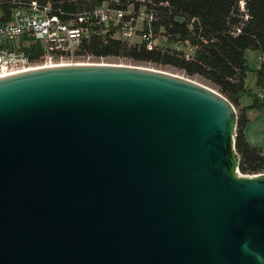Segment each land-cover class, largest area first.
Instances as JSON below:
<instances>
[{
  "label": "water",
  "instance_id": "95a60500",
  "mask_svg": "<svg viewBox=\"0 0 264 264\" xmlns=\"http://www.w3.org/2000/svg\"><path fill=\"white\" fill-rule=\"evenodd\" d=\"M185 74L73 63L0 77V264H264V173Z\"/></svg>",
  "mask_w": 264,
  "mask_h": 264
},
{
  "label": "trees",
  "instance_id": "16d2710c",
  "mask_svg": "<svg viewBox=\"0 0 264 264\" xmlns=\"http://www.w3.org/2000/svg\"><path fill=\"white\" fill-rule=\"evenodd\" d=\"M7 3L8 0H2ZM50 5L63 21L88 13L107 4L125 13L123 21L139 14H152L141 19L134 30L138 38L149 33L153 48L142 40L121 37L122 21L116 25L88 26L90 34L74 51V56L118 57L156 66H170L185 75L197 76L211 83L236 110L234 148L239 156L238 171L243 175L264 173V153L250 144L245 129L247 111L261 109L264 98V0H37ZM3 5V4H2ZM32 60L40 53L35 44L25 48ZM258 51L260 65L251 70L245 52ZM252 72L258 93H252L248 74ZM244 95L252 96L251 104L242 105Z\"/></svg>",
  "mask_w": 264,
  "mask_h": 264
},
{
  "label": "built area",
  "instance_id": "2783aa9c",
  "mask_svg": "<svg viewBox=\"0 0 264 264\" xmlns=\"http://www.w3.org/2000/svg\"><path fill=\"white\" fill-rule=\"evenodd\" d=\"M3 4V5H2ZM125 13L107 4L96 7L88 13L79 14L68 21L56 15L50 5L37 0H0V77L29 69L46 66L73 64L74 51L89 34L88 26L95 24L114 25L123 23L121 37L133 38L136 23L152 14H139L123 21ZM140 40L148 50L153 48L149 33H143ZM35 44L40 53L32 60L25 48ZM262 100L264 93L259 92Z\"/></svg>",
  "mask_w": 264,
  "mask_h": 264
},
{
  "label": "rangeland",
  "instance_id": "374dc122",
  "mask_svg": "<svg viewBox=\"0 0 264 264\" xmlns=\"http://www.w3.org/2000/svg\"><path fill=\"white\" fill-rule=\"evenodd\" d=\"M140 23H136V27H139ZM139 38L137 35L133 36V41H138ZM245 58L247 59L248 66L251 70L257 68L260 65L261 58L259 56L258 51H253V50H247L245 52ZM75 63H107V64H122V65H134V66H145V67H152V68H157V69H162V70H167L170 72H175V73H182L184 74L183 71L177 70L175 68H172L170 66H156L152 63L148 62H137V61H131L128 59L124 58H118V57H91V56H77L73 60ZM194 79L203 82L204 84H207L209 86L214 87L211 83L194 76ZM248 82L250 85V88L252 89V93L257 94L258 90L257 87L254 83V77L252 75V72H249L248 74ZM215 88V87H214ZM242 105H249L252 102V96L250 95H244L241 99ZM247 116L250 121V128L254 130L255 133V139H256V144L262 149L264 153V106L261 109H249L247 111ZM250 130V129H249ZM252 142H254L252 140Z\"/></svg>",
  "mask_w": 264,
  "mask_h": 264
},
{
  "label": "crops",
  "instance_id": "0c3cea01",
  "mask_svg": "<svg viewBox=\"0 0 264 264\" xmlns=\"http://www.w3.org/2000/svg\"><path fill=\"white\" fill-rule=\"evenodd\" d=\"M250 121L249 123L247 124L246 126V129H245V134H246V138L248 140V142L254 146H258V144H256V139H255V133H254V130L250 128ZM250 129V130H249ZM252 140L254 142H252ZM259 147V146H258Z\"/></svg>",
  "mask_w": 264,
  "mask_h": 264
}]
</instances>
